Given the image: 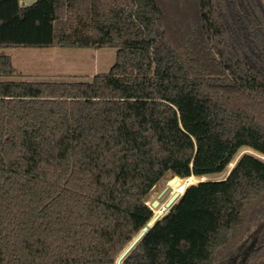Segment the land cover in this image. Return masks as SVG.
<instances>
[{
    "label": "trees",
    "instance_id": "1",
    "mask_svg": "<svg viewBox=\"0 0 264 264\" xmlns=\"http://www.w3.org/2000/svg\"><path fill=\"white\" fill-rule=\"evenodd\" d=\"M191 1L177 37L162 0H0V48H117L89 81L0 53V264H116L168 172L264 155V0ZM122 264H264V159L189 185Z\"/></svg>",
    "mask_w": 264,
    "mask_h": 264
},
{
    "label": "rangeland",
    "instance_id": "2",
    "mask_svg": "<svg viewBox=\"0 0 264 264\" xmlns=\"http://www.w3.org/2000/svg\"><path fill=\"white\" fill-rule=\"evenodd\" d=\"M33 1L21 0V3L28 4ZM162 3L174 33L177 34V37L183 36V34L186 35L191 22L188 9H190L193 2L191 0H162ZM0 53L8 54L12 57L13 65L17 70V74L11 77L12 79L48 81H89L94 74L108 72L117 58V48L111 46L96 48L17 46L2 47L0 48ZM245 152L253 153L264 159V155L250 148H242L225 171L196 177L193 183H197L200 180L225 178L238 158ZM181 179L185 178L177 176L174 178L173 174L168 172L153 187L146 201L152 207L154 214L158 212L174 192L171 186L176 185ZM156 201L159 203L154 205ZM138 235L122 251L119 255L120 258H117L119 262H116V264L123 263L125 257L137 244Z\"/></svg>",
    "mask_w": 264,
    "mask_h": 264
},
{
    "label": "water",
    "instance_id": "3",
    "mask_svg": "<svg viewBox=\"0 0 264 264\" xmlns=\"http://www.w3.org/2000/svg\"><path fill=\"white\" fill-rule=\"evenodd\" d=\"M175 178V177H174ZM200 181H205V180H200ZM189 185L187 184H183L180 188H178V190L174 191L172 193V195L168 198V200L163 204L161 212L158 213L155 216V219L153 220V222H151V220L149 221V223L143 228V230L139 233L137 240L139 241L141 239V237L148 231L149 228H151L155 222L161 218V216L164 215V213H166L167 211H169L171 209V207L178 201V199L182 196V194L185 192V190L187 189ZM159 202L156 201L154 202V205L158 204Z\"/></svg>",
    "mask_w": 264,
    "mask_h": 264
},
{
    "label": "bare ground",
    "instance_id": "4",
    "mask_svg": "<svg viewBox=\"0 0 264 264\" xmlns=\"http://www.w3.org/2000/svg\"><path fill=\"white\" fill-rule=\"evenodd\" d=\"M233 164V163H232ZM196 177L197 176H190L189 177V181H188V183H193L195 180H196ZM178 182V181H177ZM187 183V180L186 179H181L176 185H172L171 187L174 189V191H176V190H178V188H180L183 184H188ZM159 208V207H158ZM161 209H162V207L158 210V212L156 213V214H154V216L152 217V219H151V222H153V220L155 219V216L158 214V213H160L161 212ZM119 258H120V256H119ZM119 261L117 260V263H118Z\"/></svg>",
    "mask_w": 264,
    "mask_h": 264
},
{
    "label": "built area",
    "instance_id": "5",
    "mask_svg": "<svg viewBox=\"0 0 264 264\" xmlns=\"http://www.w3.org/2000/svg\"><path fill=\"white\" fill-rule=\"evenodd\" d=\"M185 179L187 180V183H188V181L190 180L189 177H187V178H185ZM191 184H193V183H188L187 185H191Z\"/></svg>",
    "mask_w": 264,
    "mask_h": 264
}]
</instances>
